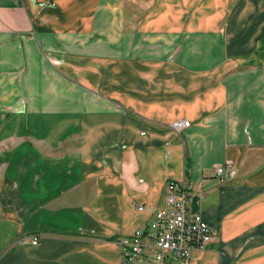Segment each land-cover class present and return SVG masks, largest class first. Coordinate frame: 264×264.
Segmentation results:
<instances>
[{"label":"crops","instance_id":"0c3cea01","mask_svg":"<svg viewBox=\"0 0 264 264\" xmlns=\"http://www.w3.org/2000/svg\"><path fill=\"white\" fill-rule=\"evenodd\" d=\"M128 18L123 0H0V264H144L116 238L168 181L216 231L190 264H264V0Z\"/></svg>","mask_w":264,"mask_h":264},{"label":"built area","instance_id":"2783aa9c","mask_svg":"<svg viewBox=\"0 0 264 264\" xmlns=\"http://www.w3.org/2000/svg\"><path fill=\"white\" fill-rule=\"evenodd\" d=\"M189 123L187 119H178L169 126L179 131ZM235 174L236 169L230 162L215 167V176L219 180ZM201 198L200 190L192 192L183 182L168 181L166 205L153 213L147 226L116 238L122 262L138 260L144 264H165L170 260L174 264H190L192 251L204 248L216 233L199 210H189L188 203L195 199L199 205ZM36 242L37 238L33 237L32 243Z\"/></svg>","mask_w":264,"mask_h":264},{"label":"rangeland","instance_id":"374dc122","mask_svg":"<svg viewBox=\"0 0 264 264\" xmlns=\"http://www.w3.org/2000/svg\"><path fill=\"white\" fill-rule=\"evenodd\" d=\"M123 2L128 19L131 18L130 21H135L136 19L133 18L141 17L150 7L152 0H123Z\"/></svg>","mask_w":264,"mask_h":264}]
</instances>
